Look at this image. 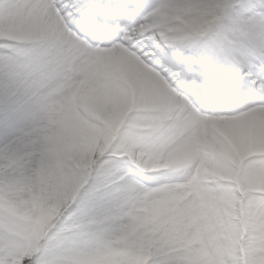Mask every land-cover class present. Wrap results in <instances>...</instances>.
<instances>
[{"label":"snow or ice","instance_id":"6c2138e0","mask_svg":"<svg viewBox=\"0 0 264 264\" xmlns=\"http://www.w3.org/2000/svg\"><path fill=\"white\" fill-rule=\"evenodd\" d=\"M0 264H264V0H0Z\"/></svg>","mask_w":264,"mask_h":264}]
</instances>
